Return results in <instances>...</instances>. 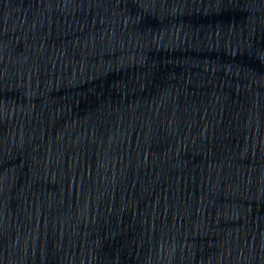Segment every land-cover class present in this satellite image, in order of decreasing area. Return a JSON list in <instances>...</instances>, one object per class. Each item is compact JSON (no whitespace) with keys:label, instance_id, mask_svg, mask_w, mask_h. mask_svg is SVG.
Segmentation results:
<instances>
[{"label":"water","instance_id":"obj_1","mask_svg":"<svg viewBox=\"0 0 264 264\" xmlns=\"http://www.w3.org/2000/svg\"><path fill=\"white\" fill-rule=\"evenodd\" d=\"M0 264H264V0H0Z\"/></svg>","mask_w":264,"mask_h":264}]
</instances>
